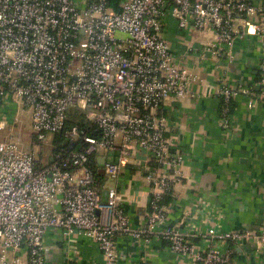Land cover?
<instances>
[{
	"label": "built area",
	"instance_id": "built-area-1",
	"mask_svg": "<svg viewBox=\"0 0 264 264\" xmlns=\"http://www.w3.org/2000/svg\"><path fill=\"white\" fill-rule=\"evenodd\" d=\"M112 2L0 0V133L9 131L0 140V264H45L50 229L91 241L101 264H121L120 237L155 235L193 264H236L245 241L264 248V228L226 233L210 224L205 245L195 249L188 233L166 224L165 199L183 156L171 151L161 111L171 99L192 96L198 78L173 62L163 29L172 17L179 29L213 35L204 51L220 56L241 36L264 37V0H120L118 11ZM258 86L264 95V68ZM238 92L219 87L225 129ZM71 109L84 116V126L73 125L47 153L46 137L63 132ZM20 110L31 120L27 142L11 134L21 130ZM135 153L151 163L146 219L138 228L118 191L103 192L95 170L102 159L104 175L117 180ZM206 213L205 204L194 203L191 234Z\"/></svg>",
	"mask_w": 264,
	"mask_h": 264
},
{
	"label": "crops",
	"instance_id": "crops-1",
	"mask_svg": "<svg viewBox=\"0 0 264 264\" xmlns=\"http://www.w3.org/2000/svg\"><path fill=\"white\" fill-rule=\"evenodd\" d=\"M163 34L173 62L198 80L192 96L171 99L162 108L167 119L171 151L183 156L166 205V224L188 233L187 240L199 249L205 245L208 225L219 232H241L264 228V95L258 86L264 68V37L246 34L220 56L205 52L213 35L193 28L179 29L172 17L164 22ZM226 83L237 89L230 126L220 124L219 87ZM254 88L256 93L250 91ZM248 92V93H247ZM148 155L135 153L117 180L104 175L103 160L95 170L101 174L103 192L115 188L133 228L146 219L150 198ZM205 204V222L199 220L191 234L188 213L195 202ZM159 226V229L164 228ZM158 229V230H159ZM45 264H101L96 246L83 236L67 240L58 229L45 238ZM121 264H193L156 235L148 241L122 236L117 240ZM236 264H264V248L247 240L236 249Z\"/></svg>",
	"mask_w": 264,
	"mask_h": 264
},
{
	"label": "rangeland",
	"instance_id": "rangeland-1",
	"mask_svg": "<svg viewBox=\"0 0 264 264\" xmlns=\"http://www.w3.org/2000/svg\"><path fill=\"white\" fill-rule=\"evenodd\" d=\"M19 116L20 117H17V119H19L20 120L19 122L22 123L21 130L19 129L20 127H15L11 134H13L14 139L19 138L23 142H27L31 134V120L29 117V112L25 113L22 110H20ZM70 117H75L74 118L75 123H81L83 124L81 126H84V120L82 118L84 116L80 112L73 110ZM8 132L9 131H5V133H0V140H4L5 134L6 133L8 134ZM55 138H56L55 135H49L46 137L44 147L47 153L50 151V149H52L50 145H52Z\"/></svg>",
	"mask_w": 264,
	"mask_h": 264
},
{
	"label": "trees",
	"instance_id": "trees-1",
	"mask_svg": "<svg viewBox=\"0 0 264 264\" xmlns=\"http://www.w3.org/2000/svg\"><path fill=\"white\" fill-rule=\"evenodd\" d=\"M119 2H120V0H113V2H112V6H113L114 10H116V11H118V4H119ZM251 91L254 92V93H256V91H255L254 88H252ZM233 107H234V102H232V104H231V111H232ZM74 118L75 117H70L67 120L65 129L63 130V132L60 133L59 135H56V138H55L54 143H53L54 145L63 144V142H64V132L65 131H68L73 125L76 124ZM77 124H79L80 126L83 125L81 123H77ZM81 127H83V126H81ZM101 177H102L101 174L99 172H97V178L99 180H101ZM170 201H171V197L169 196V197H167L165 199V204H168Z\"/></svg>",
	"mask_w": 264,
	"mask_h": 264
},
{
	"label": "water",
	"instance_id": "water-1",
	"mask_svg": "<svg viewBox=\"0 0 264 264\" xmlns=\"http://www.w3.org/2000/svg\"><path fill=\"white\" fill-rule=\"evenodd\" d=\"M72 111H73V109H71V111H70V115H71Z\"/></svg>",
	"mask_w": 264,
	"mask_h": 264
}]
</instances>
